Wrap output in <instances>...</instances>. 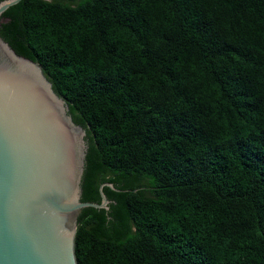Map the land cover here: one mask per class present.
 Here are the masks:
<instances>
[{
	"label": "trees",
	"instance_id": "16d2710c",
	"mask_svg": "<svg viewBox=\"0 0 264 264\" xmlns=\"http://www.w3.org/2000/svg\"><path fill=\"white\" fill-rule=\"evenodd\" d=\"M0 35L88 132L78 264H264V0H22Z\"/></svg>",
	"mask_w": 264,
	"mask_h": 264
},
{
	"label": "water",
	"instance_id": "95a60500",
	"mask_svg": "<svg viewBox=\"0 0 264 264\" xmlns=\"http://www.w3.org/2000/svg\"><path fill=\"white\" fill-rule=\"evenodd\" d=\"M22 0H0L3 15ZM35 61L0 35V264H78L76 238L89 142Z\"/></svg>",
	"mask_w": 264,
	"mask_h": 264
},
{
	"label": "rangeland",
	"instance_id": "374dc122",
	"mask_svg": "<svg viewBox=\"0 0 264 264\" xmlns=\"http://www.w3.org/2000/svg\"><path fill=\"white\" fill-rule=\"evenodd\" d=\"M45 1L54 2L55 0H45ZM87 139H88V134H87Z\"/></svg>",
	"mask_w": 264,
	"mask_h": 264
}]
</instances>
